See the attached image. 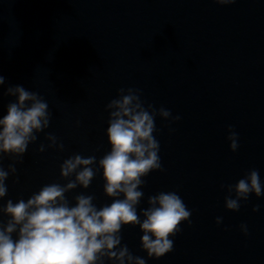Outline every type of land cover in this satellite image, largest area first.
<instances>
[{"label": "clouds", "instance_id": "obj_1", "mask_svg": "<svg viewBox=\"0 0 264 264\" xmlns=\"http://www.w3.org/2000/svg\"><path fill=\"white\" fill-rule=\"evenodd\" d=\"M234 2L215 0L220 5ZM4 83L5 78L0 75V86ZM6 95L17 99L8 104L7 114L0 118V201L8 195L9 175L16 174V164L22 163L29 144L38 140V134L49 127L52 118L49 104L39 93L17 85L9 86ZM105 110L109 113V152L99 160L95 155L70 156L60 165V176L67 183L45 184L27 200L7 199L0 204V264H146L143 257L133 255L122 244L125 225L139 227L141 248L149 258L159 259L173 250L170 237L179 233L180 225L190 222L192 215L183 199L174 191L160 192L148 196V207L138 211V206L145 195L143 178L153 171H163L160 143L153 135L157 131L156 117L178 121L180 116L173 117L163 107H145L140 90L134 88L119 89L118 98L112 99ZM45 138L48 147L64 149L62 143L57 144L55 135L48 133ZM227 138L230 150L235 152L239 147L238 134L231 126ZM38 151H45L43 143ZM6 155L13 160L7 169L3 166ZM100 170L104 194L112 202L97 207L93 195L80 193L72 204L66 194L77 187L88 189ZM225 187L229 193L225 207L233 212L240 210L241 202L248 201L250 194L257 198L264 195L255 169L235 185H221ZM259 209L256 205L252 211ZM222 222V217L216 218L217 225ZM240 230L248 235L246 224H241Z\"/></svg>", "mask_w": 264, "mask_h": 264}]
</instances>
